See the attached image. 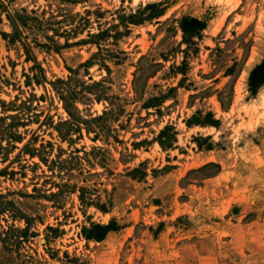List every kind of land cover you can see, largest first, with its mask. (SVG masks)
<instances>
[{"label":"rangeland","instance_id":"1","mask_svg":"<svg viewBox=\"0 0 264 264\" xmlns=\"http://www.w3.org/2000/svg\"><path fill=\"white\" fill-rule=\"evenodd\" d=\"M263 58L264 0H0V264H264Z\"/></svg>","mask_w":264,"mask_h":264},{"label":"trees","instance_id":"2","mask_svg":"<svg viewBox=\"0 0 264 264\" xmlns=\"http://www.w3.org/2000/svg\"><path fill=\"white\" fill-rule=\"evenodd\" d=\"M158 7H159V5H154V4L147 6L148 9H151V8L157 9ZM157 16H161V15L159 14ZM23 18L26 21L27 20H29V21L34 20L29 16H24ZM205 27H206L205 22L200 20V19H197L195 17L185 15L180 20V28H181L183 35H186V34L194 35V34L200 33L201 31H203L205 29ZM101 33H104V32H101ZM101 33H99L96 36H94V35H90V36L91 37H97ZM56 82L63 84V86L65 87V88L64 87L61 88L60 98H61L62 102L65 104V109H67V112L69 113V116L71 117L70 112L67 108L68 99L70 98V92L68 90V84L66 82H62L61 80H57ZM248 84H249V87L252 89V91L253 90L256 91L258 88H260L262 85H264V58L250 72L249 77H248ZM96 119L98 120V119H100V117L95 118V120ZM73 120L75 122H77V124L73 123V125H75L76 128L79 127L78 124L83 123L82 121L81 122L76 121L74 118H73ZM116 229H117V227L114 226V224H112V223H109L107 225L94 224L91 226V228L89 230L85 231V237H86V239H93L96 241H100L106 236V234L108 232L114 231Z\"/></svg>","mask_w":264,"mask_h":264}]
</instances>
